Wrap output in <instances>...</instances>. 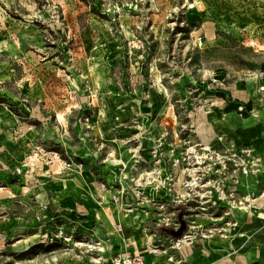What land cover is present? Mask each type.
Instances as JSON below:
<instances>
[{
  "label": "rangeland",
  "instance_id": "rangeland-1",
  "mask_svg": "<svg viewBox=\"0 0 264 264\" xmlns=\"http://www.w3.org/2000/svg\"><path fill=\"white\" fill-rule=\"evenodd\" d=\"M258 130L264 0H0V264H103L120 236L188 264L174 243L264 181Z\"/></svg>",
  "mask_w": 264,
  "mask_h": 264
},
{
  "label": "crops",
  "instance_id": "crops-1",
  "mask_svg": "<svg viewBox=\"0 0 264 264\" xmlns=\"http://www.w3.org/2000/svg\"><path fill=\"white\" fill-rule=\"evenodd\" d=\"M242 136L249 141L252 149L250 151H253L259 157V165L264 177V135L259 133L258 130L250 135V139L245 133ZM253 157L255 158V156ZM249 187V195L253 194L254 201L247 209L239 210L235 208L234 217L237 224L236 222L233 223L234 226L231 228L222 227L230 230L228 233L219 231L212 234V229H206L205 232H202L205 237L190 241L188 243V264H264V216H260L259 213L253 210V206L254 208L257 206L258 211L264 214V202L263 204L258 203L259 197H255L257 191L258 193L261 190L264 191V181H257L256 184L251 183ZM131 226L133 234L138 231L139 228ZM118 240V243L113 240L112 244H109V250L106 251L107 254L103 264H112L111 259L118 251H126L132 255H143L144 264H149L148 260L151 261L152 258L158 256L155 254H158L159 250L154 254H150L147 249L152 244L150 238L146 243H144L146 240L144 239L141 245L144 249L139 248V244L131 239L130 243L125 242L126 238L123 236H120ZM164 260H167V258L160 259L161 262ZM170 260L174 264L181 263H177L172 258ZM167 262L170 263L171 261Z\"/></svg>",
  "mask_w": 264,
  "mask_h": 264
},
{
  "label": "built area",
  "instance_id": "built-area-1",
  "mask_svg": "<svg viewBox=\"0 0 264 264\" xmlns=\"http://www.w3.org/2000/svg\"><path fill=\"white\" fill-rule=\"evenodd\" d=\"M203 234V233H201ZM205 237V234H203ZM195 238V234H188L185 236H182V239H178L175 245L173 247H179L181 244L187 243L188 241H191L192 238ZM173 241V240H172ZM155 250H158L157 248ZM112 264H144V258L141 255H132L129 252L126 251H118L116 252L112 259H111Z\"/></svg>",
  "mask_w": 264,
  "mask_h": 264
},
{
  "label": "bare ground",
  "instance_id": "bare-ground-1",
  "mask_svg": "<svg viewBox=\"0 0 264 264\" xmlns=\"http://www.w3.org/2000/svg\"><path fill=\"white\" fill-rule=\"evenodd\" d=\"M140 138H141V141H142V148L144 149L149 143V141H148V139H147V135H146V132L145 131H143L140 135ZM138 151V150H137ZM196 179L194 178L193 179V181L192 182H190L189 184L190 185H194V184H196V181H195ZM251 194V193H250ZM251 196H253V194H251L250 195V197ZM250 201H251V203L254 201V199L252 198V199H250ZM250 205H243V206H239V207H236L237 209H239V210H243L244 208L245 209H247L248 207H249ZM247 207V208H246ZM253 210L255 211V212H257V213H259V215L260 216H264V214L262 213V212H259L258 211V207L257 206H255V208H254V206H253ZM124 219H125V221H127L128 223H131L133 226H135V223H136V219L139 217V214H138V212H136L135 210H126L125 212H124ZM134 231H135V229H134ZM35 237H38L39 235L38 234H36V235H34ZM26 241H28V239H24L23 240V243L24 242H26ZM188 243H190V241H188ZM158 250H155V249H151L150 250V254H154L155 252H157Z\"/></svg>",
  "mask_w": 264,
  "mask_h": 264
},
{
  "label": "water",
  "instance_id": "water-1",
  "mask_svg": "<svg viewBox=\"0 0 264 264\" xmlns=\"http://www.w3.org/2000/svg\"><path fill=\"white\" fill-rule=\"evenodd\" d=\"M186 229V222L185 221H182V225L179 229L177 230H173L172 231V234L175 236V237H179L183 234V232L185 231Z\"/></svg>",
  "mask_w": 264,
  "mask_h": 264
}]
</instances>
